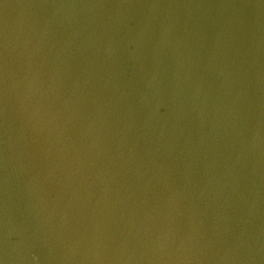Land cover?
Returning <instances> with one entry per match:
<instances>
[{
  "label": "water",
  "instance_id": "obj_1",
  "mask_svg": "<svg viewBox=\"0 0 264 264\" xmlns=\"http://www.w3.org/2000/svg\"><path fill=\"white\" fill-rule=\"evenodd\" d=\"M0 264H264V0H0Z\"/></svg>",
  "mask_w": 264,
  "mask_h": 264
}]
</instances>
